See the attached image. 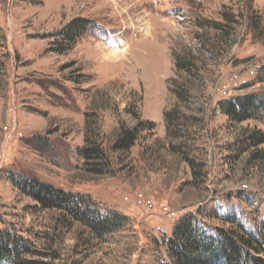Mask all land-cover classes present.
<instances>
[{"label": "rangeland", "instance_id": "1", "mask_svg": "<svg viewBox=\"0 0 264 264\" xmlns=\"http://www.w3.org/2000/svg\"><path fill=\"white\" fill-rule=\"evenodd\" d=\"M75 19L93 27L56 52ZM209 23L221 30L203 28ZM182 48L206 61L204 80L176 75L172 54ZM0 64V231L27 240L29 259L171 264L166 241L185 216L213 235L229 229L228 217L254 234L264 221V143L247 139L264 135V112L231 124L217 108L236 96L264 99V0H0ZM173 79L192 84L189 101L168 91ZM169 111L180 138L166 136ZM145 121L155 129L140 130L128 152L112 150ZM89 127L99 131L106 174L89 172L77 154ZM9 175L72 193L90 211L126 222L96 237L68 213L41 209ZM139 194L154 207L138 204ZM159 205L175 216L159 214Z\"/></svg>", "mask_w": 264, "mask_h": 264}, {"label": "trees", "instance_id": "2", "mask_svg": "<svg viewBox=\"0 0 264 264\" xmlns=\"http://www.w3.org/2000/svg\"><path fill=\"white\" fill-rule=\"evenodd\" d=\"M92 24L87 19L72 20L60 33L59 47L55 51L62 54L73 48L75 43L93 27ZM203 28L221 30L216 23H209ZM213 50L208 48L205 52L210 54ZM199 51L202 50H198L197 53ZM172 57L177 76L182 74L190 76L193 81L204 80L201 74L205 71L208 72L206 61L201 62L200 57L195 55L193 49L182 48L174 51ZM2 69L3 66L0 64V74ZM262 71H264V66ZM190 84L186 82L179 84L173 79L167 83V86L171 94L186 102L193 97V87ZM246 87H248L247 84L242 88ZM217 108L229 123L240 124L258 119L259 115L264 112V99L261 95L254 93L236 96L219 101ZM173 113L176 111H169L163 115L166 124L165 133L167 138H180L178 130L177 132L176 130L172 131L171 124L177 121ZM138 126V128L122 133L116 143L112 145V150L128 152L137 141L140 130L152 131L156 125L153 122L145 121L139 123ZM90 129V127L87 128L86 131L89 133L85 135L84 145L78 149L77 154L89 166V172L106 174L108 160L100 144L99 131L91 129V132ZM172 134L173 137H170ZM247 139L254 146L264 143V135L260 131H252L247 135ZM38 141H34L35 144L44 146L42 139L38 138ZM184 158V161L190 164V161L186 157ZM253 158H263V155L255 152ZM9 177L12 185L31 198L41 209L68 213L75 221L87 226L96 237H102L117 230L126 222V217L120 214L102 215L90 211L83 206L80 197L52 185L22 176L9 175ZM225 222L230 225L229 229L216 230L213 235L204 230L198 224L196 217L192 215L179 219L172 228L170 238L166 241V253L171 264H264V221L255 234L246 231L232 217L226 218ZM32 254H34L33 250L27 240L11 232L0 231V264H45L29 259Z\"/></svg>", "mask_w": 264, "mask_h": 264}, {"label": "built area", "instance_id": "3", "mask_svg": "<svg viewBox=\"0 0 264 264\" xmlns=\"http://www.w3.org/2000/svg\"><path fill=\"white\" fill-rule=\"evenodd\" d=\"M254 70L250 71V74L253 75L254 74ZM235 76V75H234ZM235 78H238L237 76H235ZM244 85L246 84L245 81L242 82ZM7 128V127H6ZM4 129L5 131H7V129ZM13 133H14V129L11 130L9 132V138L13 137ZM2 164H3V158L0 155V170L2 168ZM136 201L138 202V204H141L143 206H147L148 208H153L154 205L153 203H151L149 200L145 199L142 195H138ZM157 207V212L163 216H168V217H172L175 216V213L173 211H171L167 206H156Z\"/></svg>", "mask_w": 264, "mask_h": 264}, {"label": "bare ground", "instance_id": "4", "mask_svg": "<svg viewBox=\"0 0 264 264\" xmlns=\"http://www.w3.org/2000/svg\"><path fill=\"white\" fill-rule=\"evenodd\" d=\"M116 56V57H115ZM114 57L117 58V55H115Z\"/></svg>", "mask_w": 264, "mask_h": 264}]
</instances>
